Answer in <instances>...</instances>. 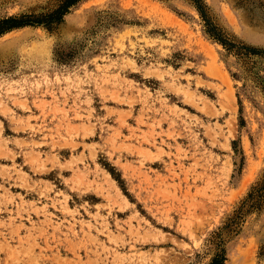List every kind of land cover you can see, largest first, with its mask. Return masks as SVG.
Wrapping results in <instances>:
<instances>
[{
    "label": "rangeland",
    "instance_id": "rangeland-1",
    "mask_svg": "<svg viewBox=\"0 0 264 264\" xmlns=\"http://www.w3.org/2000/svg\"><path fill=\"white\" fill-rule=\"evenodd\" d=\"M200 5L82 0L0 37V264H264V0Z\"/></svg>",
    "mask_w": 264,
    "mask_h": 264
},
{
    "label": "trees",
    "instance_id": "trees-1",
    "mask_svg": "<svg viewBox=\"0 0 264 264\" xmlns=\"http://www.w3.org/2000/svg\"><path fill=\"white\" fill-rule=\"evenodd\" d=\"M80 1L82 0H61V4L59 8L51 14L40 15L37 17L33 15L32 16L24 15L21 17L12 16V17L0 19V37L16 28H21V27L28 26V25H41V24L50 25L53 22H57L62 19V17L64 16L66 12H68L69 8L76 5ZM194 1L196 5L198 6V9L201 12L202 16L204 17V19L207 18L205 11L200 5V0H194ZM206 23L208 25V29L206 30L207 33L212 38L220 42L224 47L228 48V50L234 51V48L236 46L229 44L226 40L222 38V36L213 32V30L211 29L210 23L208 21ZM253 52L257 53L255 50ZM237 54L241 55V52L238 50ZM255 204L253 205V207L255 206ZM224 261H225L224 253H222V254H218L217 257L214 258L211 264H223Z\"/></svg>",
    "mask_w": 264,
    "mask_h": 264
}]
</instances>
